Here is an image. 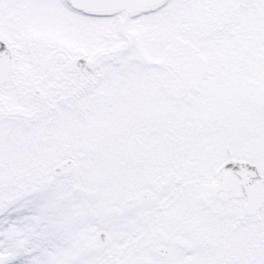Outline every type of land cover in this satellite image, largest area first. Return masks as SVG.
<instances>
[{"label":"snow or ice","instance_id":"obj_1","mask_svg":"<svg viewBox=\"0 0 264 264\" xmlns=\"http://www.w3.org/2000/svg\"><path fill=\"white\" fill-rule=\"evenodd\" d=\"M0 264H264V0H0Z\"/></svg>","mask_w":264,"mask_h":264}]
</instances>
